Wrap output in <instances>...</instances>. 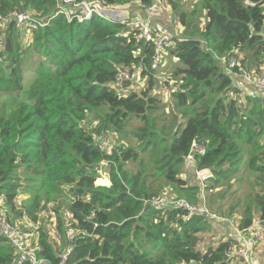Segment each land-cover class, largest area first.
<instances>
[{"label":"trees","instance_id":"16d2710c","mask_svg":"<svg viewBox=\"0 0 264 264\" xmlns=\"http://www.w3.org/2000/svg\"><path fill=\"white\" fill-rule=\"evenodd\" d=\"M99 1L123 7L152 0ZM168 3L177 9L173 0ZM200 8L203 26L196 9L176 13L180 38L162 55V64L167 55L177 59L170 80L182 82L172 91L166 117L153 95L156 50L137 30L97 17L68 22L55 15V0H0V36L5 38L0 49V94L5 96L0 101V212L29 234L15 220L36 222L46 209L40 208L41 200L67 198L51 207L54 232L43 225L36 239L30 237L41 264H58L67 248L68 264H227L233 259L228 253L237 245L234 239L203 247L201 235L211 231L203 217L183 219V210L150 204L167 189L176 199L199 203V182L189 184L182 176L193 141L206 144L194 166L214 175L205 183L206 194L239 180L244 171L264 175V103L247 95L243 103L218 60L235 57L250 77L264 73V0H201ZM15 10H29L34 22L49 18L31 31L27 46L12 21L2 27ZM24 65L33 74L28 88ZM119 68L139 69L146 88L118 94L111 86ZM132 119L141 122L129 133L140 140L139 152L118 145L107 152L95 145L101 132L126 133ZM100 162H105L109 187L95 185ZM21 196L26 199L18 212ZM221 196H210L211 210ZM253 202L237 218L238 229L264 219V198L256 193ZM0 264H15L14 250L2 236Z\"/></svg>","mask_w":264,"mask_h":264},{"label":"built area","instance_id":"2783aa9c","mask_svg":"<svg viewBox=\"0 0 264 264\" xmlns=\"http://www.w3.org/2000/svg\"><path fill=\"white\" fill-rule=\"evenodd\" d=\"M56 11L55 15H62L68 22L76 21L82 23L84 21L91 20L94 17L100 19H107L109 22H120L125 25L127 30H137L139 32V38H142L146 43H150L156 50V55L153 59L152 66L156 67L162 64V53L165 54L167 48L174 47L176 45L175 39H179L177 31H171L169 29H162L159 26L153 25V20L159 13L164 11V0H152L149 5L141 6L142 14H135L134 9L139 8L135 4L125 5L123 7L105 6L99 0H55ZM123 9L122 11L119 9ZM132 15V16H131ZM13 22V26L18 30V34L22 39L28 37L27 31H32L39 27H44L48 21V17L34 22L33 15L29 10H15L7 19L2 23V27L6 29L10 22ZM31 37V34H30ZM3 43L0 39V49H2ZM221 68L224 72L231 76H241L249 89L241 91V98L244 103L243 97L246 95L251 98H258L264 103V73L261 75L250 77L240 67L238 59L224 57L218 58ZM238 68L242 71V75L234 71ZM140 76V70L130 68H119L112 84L121 95L127 94L131 91L132 87L128 88L129 84L137 81ZM143 79V78H142ZM144 80V79H143ZM145 83V80H144ZM174 85V83H173ZM138 89V86H135ZM179 89L178 85L173 86V90ZM108 134L101 132L94 139V143L101 150L110 152L112 147H108L106 136ZM206 144L193 141L191 143L190 151L185 158V162L191 161L195 163L196 156H202L205 154ZM105 162H100L96 168L98 177L96 180L102 181L108 180L107 185L98 184L96 186L109 187L110 178L109 174L103 171ZM195 180L200 184V201L197 204H191L184 199H176L170 194V190L165 191L159 197L150 201L154 207H164L165 205H171L173 209H180L185 212L183 219H189L191 216H201L210 223L219 222H231L228 218L219 216L215 211L208 207L204 200V186L208 180L213 179V173L207 169L194 168ZM104 173H100V172ZM233 229L236 233L237 245H234L228 253V258H237L244 261L245 264H264V257L258 259L256 257V250H261L264 245V219H256L248 229L240 230L237 228V224L233 225ZM0 236H2L7 243L12 247L15 254V264H22L28 261L30 264H41L43 260L37 258L35 252L36 249L32 247L30 243V237L32 233H27L25 230L18 226L13 225L5 216L3 212H0ZM73 234H69V239H72ZM70 248H67L60 256L58 264H68Z\"/></svg>","mask_w":264,"mask_h":264},{"label":"rangeland","instance_id":"374dc122","mask_svg":"<svg viewBox=\"0 0 264 264\" xmlns=\"http://www.w3.org/2000/svg\"><path fill=\"white\" fill-rule=\"evenodd\" d=\"M176 5L177 9H173L171 5L168 3V0H164V6L165 10L162 11L164 19L168 22H172L173 20L175 21V24H181L179 23L176 13L178 11H193V9H196V19L198 20L199 24L201 26L204 25L205 23V16L203 10L200 8V1L201 0H173ZM133 4H136V2H133ZM119 10H123L122 8ZM132 16V15H131ZM104 22H107V19H103ZM28 37L26 39L21 40V44L24 46H27L30 43V34L31 31H27ZM0 39L2 40V43L4 44L5 38L4 35L0 36ZM136 54V53H135ZM163 55V53H162ZM161 55V57H162ZM166 63L161 64L160 66H156L159 70L157 71L155 75V82H156V87L153 89V95L157 96L161 103L163 104L164 111L166 113V117H168V113L171 112L172 106H173V97H172V88L174 85H178L179 89H181V80L180 79H172L171 73L173 71L172 67L174 64L178 63L177 59H174L173 57L167 55L165 57ZM176 61V62H173ZM246 72V71H245ZM24 83L26 86L25 88L29 87V83L33 79V74L30 68H28L26 65H24ZM243 74V73H242ZM241 74V75H242ZM257 74V73H256ZM260 74V73H259ZM232 79V85H234L237 81L233 78ZM145 80V79H144ZM144 80L139 77L137 81H134L132 84H129L128 88L132 87L131 91H135L137 93H141L142 90L146 88V84L144 83ZM164 81L168 82L169 84L166 85L164 84ZM173 83H176L173 85ZM135 86H138V89H136ZM171 87V89H170ZM111 88H113L111 86ZM117 92V91H116ZM120 94V92H117ZM238 96H235V98H238ZM5 98L4 95L0 94V101ZM180 122H182L180 120ZM179 122V123H180ZM95 125V124H94ZM141 125V122H139L136 119L131 120V124L125 128L126 133H121V134H113L110 133L106 136L107 140V145L108 147L112 146H123L125 149L126 148H134L137 152L140 151L139 145H142L140 140L136 138L134 135L129 134L130 131L133 128H136ZM263 146H264V140H262ZM141 154V153H140ZM194 164L191 161H187L183 165L182 169V176L186 179V181L189 184H192L195 180V174H194ZM103 171L106 174V169L104 167ZM104 172H100L101 174ZM245 172V171H244ZM240 173L241 178L239 180L235 179L232 180L229 185H225L221 188L216 189L213 192H210L208 194H204V200L207 203L209 207V198L211 195H213V198L216 199L217 195H222L220 199L216 200L213 204V207L215 208V212L224 218H228L231 222H219V223H211V231L209 230L207 233L201 235L202 238L201 244H203V247L212 244V242H217L219 240H226V239H236V233L233 229V225L236 223L238 220L237 218L240 216L241 211L249 205V203H254L253 202V197L255 196L256 193L261 195L262 198H264V175L259 177L257 174H249L247 173ZM106 181V179L102 180ZM258 182V183H256ZM96 185H98L97 180H96ZM227 188V189H226ZM168 190V189H167ZM26 199L25 196H21L17 199V210L18 212L23 209V202L22 200ZM67 198H59L57 196H53L51 198V201L45 203V200H41L40 208L42 209L44 206L46 207L45 210H43L41 213H38L37 221L32 222L26 219L25 217L20 218L21 222L18 220H15L17 223H20L28 229V231L32 232L33 237L32 239L37 238V230L43 225L50 230L51 233L54 232V226L53 222L55 221V217L53 216L54 214L51 211V207L57 206L61 203H65ZM46 204V205H44ZM221 207V212L218 211L217 206ZM232 210V216H227V213H229ZM12 221H14L12 217ZM261 251L262 255H264V245L262 246L261 250H256V252ZM227 264H243V262L237 258L231 259Z\"/></svg>","mask_w":264,"mask_h":264},{"label":"crops","instance_id":"0c3cea01","mask_svg":"<svg viewBox=\"0 0 264 264\" xmlns=\"http://www.w3.org/2000/svg\"><path fill=\"white\" fill-rule=\"evenodd\" d=\"M137 6H139V8L134 9L135 14H142L143 11H142V9H140L141 6L140 5H137ZM153 25L159 26L162 29L164 28V29H169L171 31H177V32L179 31V27H180L179 24H177V25L175 24L174 20L172 22L167 23V21L164 19L162 12L159 13V15H157L155 17V19L153 20ZM232 78L237 81L234 85L237 86L238 89H240V91H246L247 88L249 89V85L246 84L245 80L241 76H235ZM194 168H195V166H194ZM263 257H264V255H260L258 257V259H262Z\"/></svg>","mask_w":264,"mask_h":264},{"label":"water","instance_id":"95a60500","mask_svg":"<svg viewBox=\"0 0 264 264\" xmlns=\"http://www.w3.org/2000/svg\"><path fill=\"white\" fill-rule=\"evenodd\" d=\"M164 207L165 208H171L172 206L171 205H165Z\"/></svg>","mask_w":264,"mask_h":264}]
</instances>
